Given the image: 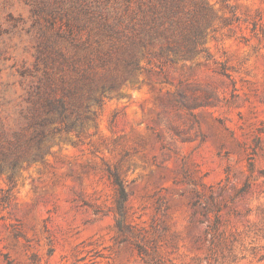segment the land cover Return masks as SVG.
Wrapping results in <instances>:
<instances>
[{
    "label": "rangeland",
    "instance_id": "1",
    "mask_svg": "<svg viewBox=\"0 0 264 264\" xmlns=\"http://www.w3.org/2000/svg\"><path fill=\"white\" fill-rule=\"evenodd\" d=\"M207 1L208 57L162 70L142 59L78 138L56 136L42 161L0 176V264H152L135 240L164 264H264V0ZM67 7L0 0V102L25 93L21 71ZM114 168L134 234L124 241Z\"/></svg>",
    "mask_w": 264,
    "mask_h": 264
},
{
    "label": "trees",
    "instance_id": "2",
    "mask_svg": "<svg viewBox=\"0 0 264 264\" xmlns=\"http://www.w3.org/2000/svg\"><path fill=\"white\" fill-rule=\"evenodd\" d=\"M212 16L207 0H68L66 14L40 42L33 67L21 71L30 75L21 79L27 82L25 93L0 102V176L5 173L10 181L42 161L56 136L78 138L95 122L103 98L119 94L145 69L142 59L162 70L174 61L208 57L204 41ZM108 175L115 187V225L120 240H128L134 237L127 222L128 193L117 168ZM210 230L207 258L215 260L216 239L223 237L217 218ZM134 244L145 263L164 264Z\"/></svg>",
    "mask_w": 264,
    "mask_h": 264
}]
</instances>
